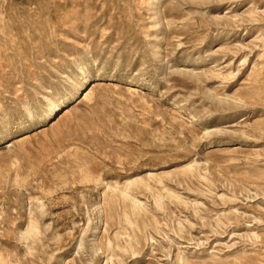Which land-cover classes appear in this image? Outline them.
<instances>
[{
    "label": "rangeland",
    "instance_id": "rangeland-1",
    "mask_svg": "<svg viewBox=\"0 0 264 264\" xmlns=\"http://www.w3.org/2000/svg\"><path fill=\"white\" fill-rule=\"evenodd\" d=\"M0 264H264V0H0Z\"/></svg>",
    "mask_w": 264,
    "mask_h": 264
},
{
    "label": "bare ground",
    "instance_id": "bare-ground-1",
    "mask_svg": "<svg viewBox=\"0 0 264 264\" xmlns=\"http://www.w3.org/2000/svg\"><path fill=\"white\" fill-rule=\"evenodd\" d=\"M56 108H57V106H54V107H53V110L56 109ZM52 113H53V112H52ZM50 117H51V116H50ZM130 183H131V182H130ZM30 235H31V234H30ZM30 235H28V236H30Z\"/></svg>",
    "mask_w": 264,
    "mask_h": 264
}]
</instances>
